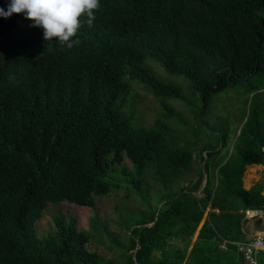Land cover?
<instances>
[{"label": "trees", "instance_id": "16d2710c", "mask_svg": "<svg viewBox=\"0 0 264 264\" xmlns=\"http://www.w3.org/2000/svg\"><path fill=\"white\" fill-rule=\"evenodd\" d=\"M99 3L72 49L44 41L22 14L0 18V264L239 263L245 212L264 214V186L242 181L247 166L264 164V0ZM148 59L187 83L186 96ZM135 84L160 108L147 127L125 109ZM227 93L248 103L231 141L203 121ZM171 102L193 107V121ZM173 120L186 130L175 132ZM124 158L131 172L117 170ZM118 191L143 207L122 219L124 239L96 217L85 232L61 215L37 236L48 205L92 208ZM90 240L119 253L105 259L87 250Z\"/></svg>", "mask_w": 264, "mask_h": 264}, {"label": "rangeland", "instance_id": "374dc122", "mask_svg": "<svg viewBox=\"0 0 264 264\" xmlns=\"http://www.w3.org/2000/svg\"><path fill=\"white\" fill-rule=\"evenodd\" d=\"M149 60L150 59L146 60L144 64L148 65V62H150V70L156 78L166 83L181 85L183 94L186 96V93L188 92L187 83L183 82L180 78L167 76L161 68L153 64L152 60ZM227 94L229 95L228 98H221L219 102L211 103L203 116V121L208 124L212 130L218 133L226 132L230 135L229 140L231 141L236 131L240 128L242 117H244L248 111V103H244L243 95L230 100L234 97V94ZM170 104L178 112L181 120L190 123L193 121V107L177 102H171ZM125 109L128 113H132L134 125L144 127L149 126L160 112L156 100L136 84L132 85L129 94L127 95ZM182 125L176 120L171 121V126L175 132L185 131V125ZM189 136L186 132L184 139L189 138ZM198 147L193 149L192 167H195V169H198L200 166ZM121 169H125L128 172L132 171L131 163L127 158H124L121 165L117 167L118 171H121ZM186 178L189 179V177ZM182 184H185V182ZM150 192L151 195H153L156 190L153 189ZM124 194V192L118 191L112 192L101 199L95 198L94 206L92 208L79 207L65 202L57 205L50 204L44 209L41 218L35 222L36 234L38 237H45L50 234L54 228L53 219L57 215L73 218L76 222L77 230L85 232L89 231V220L96 217L107 226L108 232L111 236L122 240L125 238L126 234L122 219L132 221L143 209L138 197L134 196L126 199ZM105 243V246H103L90 240L86 247L88 251L97 253L105 259H115L119 251L116 248L108 251L106 248L109 243L107 240H105Z\"/></svg>", "mask_w": 264, "mask_h": 264}, {"label": "clouds", "instance_id": "9594fccd", "mask_svg": "<svg viewBox=\"0 0 264 264\" xmlns=\"http://www.w3.org/2000/svg\"><path fill=\"white\" fill-rule=\"evenodd\" d=\"M99 7V0H6V6L0 7V18L22 14L31 27L42 30L44 41L72 49L80 43L76 37L81 19L86 18L91 27Z\"/></svg>", "mask_w": 264, "mask_h": 264}, {"label": "crops", "instance_id": "0c3cea01", "mask_svg": "<svg viewBox=\"0 0 264 264\" xmlns=\"http://www.w3.org/2000/svg\"><path fill=\"white\" fill-rule=\"evenodd\" d=\"M243 187L248 190L260 183L264 186V164L247 166L243 175ZM261 194L264 196V189ZM244 240L248 242L258 235L264 236V214H259L256 218L247 219V223L243 226ZM197 232L195 233V236ZM195 236L193 240L195 239ZM223 248V246H221Z\"/></svg>", "mask_w": 264, "mask_h": 264}, {"label": "built area", "instance_id": "2783aa9c", "mask_svg": "<svg viewBox=\"0 0 264 264\" xmlns=\"http://www.w3.org/2000/svg\"><path fill=\"white\" fill-rule=\"evenodd\" d=\"M262 212L247 210L245 212L246 219L256 218ZM241 260L237 264H260L259 255L264 251V236L258 235L243 244L240 248Z\"/></svg>", "mask_w": 264, "mask_h": 264}, {"label": "water", "instance_id": "95a60500", "mask_svg": "<svg viewBox=\"0 0 264 264\" xmlns=\"http://www.w3.org/2000/svg\"><path fill=\"white\" fill-rule=\"evenodd\" d=\"M205 180H206V177H205V175H204V173H203V179H202V182H201V187L204 185ZM156 217H157V214H156V216H155V219H156ZM155 219H154V220H155ZM152 225H153V223H152V224H149L148 227H150V226H152ZM137 249H138V246H136L135 251H136Z\"/></svg>", "mask_w": 264, "mask_h": 264}]
</instances>
